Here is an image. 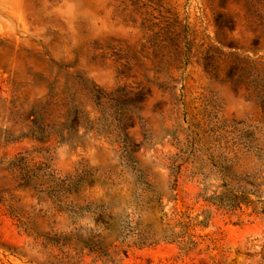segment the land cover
<instances>
[{
    "label": "rangeland",
    "instance_id": "1",
    "mask_svg": "<svg viewBox=\"0 0 264 264\" xmlns=\"http://www.w3.org/2000/svg\"><path fill=\"white\" fill-rule=\"evenodd\" d=\"M0 264H264V0H0Z\"/></svg>",
    "mask_w": 264,
    "mask_h": 264
},
{
    "label": "trees",
    "instance_id": "2",
    "mask_svg": "<svg viewBox=\"0 0 264 264\" xmlns=\"http://www.w3.org/2000/svg\"><path fill=\"white\" fill-rule=\"evenodd\" d=\"M177 214H178L177 212L174 213V215H177Z\"/></svg>",
    "mask_w": 264,
    "mask_h": 264
}]
</instances>
